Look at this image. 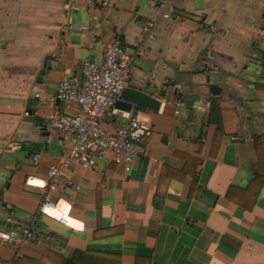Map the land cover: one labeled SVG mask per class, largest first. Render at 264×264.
I'll use <instances>...</instances> for the list:
<instances>
[{
  "label": "crops",
  "instance_id": "obj_1",
  "mask_svg": "<svg viewBox=\"0 0 264 264\" xmlns=\"http://www.w3.org/2000/svg\"><path fill=\"white\" fill-rule=\"evenodd\" d=\"M115 41L145 48L128 87L161 107L114 105L102 125L138 114L154 131L129 172L111 152L93 170L72 166L81 189L62 183L41 215L69 144L40 116L76 114L56 100L60 83L81 82V65ZM12 221L35 240H0V264H264V0H0V230Z\"/></svg>",
  "mask_w": 264,
  "mask_h": 264
},
{
  "label": "built area",
  "instance_id": "obj_2",
  "mask_svg": "<svg viewBox=\"0 0 264 264\" xmlns=\"http://www.w3.org/2000/svg\"><path fill=\"white\" fill-rule=\"evenodd\" d=\"M77 1L79 0H70ZM103 5L107 6L108 3L104 2ZM168 8L171 9V5H168ZM162 17L170 19L171 14L167 12ZM156 28V21L151 20L144 24L143 32L147 40L156 41ZM73 30V26L64 29L68 33ZM144 54V47L129 54L119 41H115L107 47L101 63L85 62L81 65V82L66 79L60 83L55 95L56 100L72 104L76 114L70 116L53 111L40 116L48 128L56 131L59 137L69 144V148L58 156V164L51 166L47 171L44 186L47 191L39 206V214L49 215L57 209V203L52 200L51 195L58 192L62 183L66 182L68 187L81 189L68 174L74 165L93 170L97 160L105 158L111 152L114 161L125 167V172L131 170L137 156L138 143L152 135L153 126L138 114L128 117L115 132L106 130L102 121L129 86L132 61ZM182 108L183 103L177 101L175 116H179ZM59 221L69 226L66 216ZM0 240L6 243L33 241L35 231L30 226H21L17 221H12L10 229L0 230Z\"/></svg>",
  "mask_w": 264,
  "mask_h": 264
},
{
  "label": "water",
  "instance_id": "obj_3",
  "mask_svg": "<svg viewBox=\"0 0 264 264\" xmlns=\"http://www.w3.org/2000/svg\"><path fill=\"white\" fill-rule=\"evenodd\" d=\"M213 89V88H212ZM213 95H215L213 93ZM116 109L130 113L134 107H143L153 111H159L161 101L145 92L127 87L120 99L115 104Z\"/></svg>",
  "mask_w": 264,
  "mask_h": 264
},
{
  "label": "trees",
  "instance_id": "obj_4",
  "mask_svg": "<svg viewBox=\"0 0 264 264\" xmlns=\"http://www.w3.org/2000/svg\"><path fill=\"white\" fill-rule=\"evenodd\" d=\"M210 118H211V122H215L219 127L222 126L220 109L218 105L217 106L213 104L211 105Z\"/></svg>",
  "mask_w": 264,
  "mask_h": 264
}]
</instances>
